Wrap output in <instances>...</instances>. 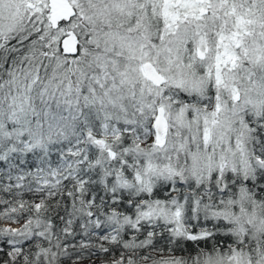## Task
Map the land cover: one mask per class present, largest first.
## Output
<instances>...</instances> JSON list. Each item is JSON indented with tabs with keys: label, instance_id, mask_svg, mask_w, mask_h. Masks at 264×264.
Masks as SVG:
<instances>
[{
	"label": "snow or ice",
	"instance_id": "1",
	"mask_svg": "<svg viewBox=\"0 0 264 264\" xmlns=\"http://www.w3.org/2000/svg\"><path fill=\"white\" fill-rule=\"evenodd\" d=\"M84 260L264 264V0H0V264Z\"/></svg>",
	"mask_w": 264,
	"mask_h": 264
},
{
	"label": "rangeland",
	"instance_id": "2",
	"mask_svg": "<svg viewBox=\"0 0 264 264\" xmlns=\"http://www.w3.org/2000/svg\"><path fill=\"white\" fill-rule=\"evenodd\" d=\"M81 264H93V262L89 261V260H84V261L81 262ZM95 264H99V262H95Z\"/></svg>",
	"mask_w": 264,
	"mask_h": 264
}]
</instances>
